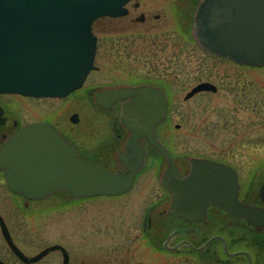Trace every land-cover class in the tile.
Instances as JSON below:
<instances>
[{"label":"water","instance_id":"water-1","mask_svg":"<svg viewBox=\"0 0 264 264\" xmlns=\"http://www.w3.org/2000/svg\"><path fill=\"white\" fill-rule=\"evenodd\" d=\"M127 1L0 0V92L60 97L79 88L94 67L93 20L125 14ZM192 34L209 53L239 65L264 66V0H198ZM215 90L214 84L201 82L185 98ZM119 100H125L119 120L130 131L126 151L118 154L124 170L109 171L89 162L51 124L35 122L9 134L0 146V169L8 188L29 199L60 189L72 197L124 193L144 163L139 142L142 137L167 159L161 182L170 193V213L186 219L201 218L207 206L214 205L254 225H264V209L237 198V176L229 165L190 157L189 170L181 175L170 152L154 134L167 108L162 90L140 84L93 93L95 105L104 109ZM258 192L264 202V184ZM0 224L6 235L1 218ZM10 246L26 260L14 245Z\"/></svg>","mask_w":264,"mask_h":264},{"label":"rangeland","instance_id":"rangeland-1","mask_svg":"<svg viewBox=\"0 0 264 264\" xmlns=\"http://www.w3.org/2000/svg\"><path fill=\"white\" fill-rule=\"evenodd\" d=\"M139 1L153 4L154 12L166 14V17L178 16L179 24L173 20L176 26L164 25L162 32L165 48L161 81L171 104L168 123L163 124L164 133H160V138L175 155L204 156L232 163L243 178L264 163V66L238 65L200 48L192 34L196 0ZM113 23L107 17L93 23V32L100 41L99 55L95 58L97 67L79 89L62 98L1 94L0 100L9 114L16 113L22 124L45 119L61 124L72 112H79L81 123L72 129L84 131L85 138L81 136L79 140L85 141L87 147L98 145L96 136L101 132L110 133L108 121L116 112L96 107L90 98L79 103L76 100L93 86L104 87L113 85L114 80H126L124 63L115 64L109 54L110 39L115 33H140L143 28L139 25L126 29L122 21L114 26ZM115 28L124 30L117 32ZM174 48L178 50L176 55ZM141 65L142 60L128 72L129 79L144 81L146 68ZM200 81L213 83L216 91L197 93L186 99V93ZM157 172V164L149 161L129 193L79 201H70L60 194L44 201H22L12 198L3 185L0 187V212L15 233L19 232V241L24 242L29 251L33 249L27 237L30 228L35 231L34 249L54 242H77L82 236L90 241L97 236L100 239L94 241L126 240L127 230L135 226L133 219H138L144 206L160 193ZM135 233L132 230L129 236L134 237Z\"/></svg>","mask_w":264,"mask_h":264},{"label":"flooded vegetation","instance_id":"flooded-vegetation-1","mask_svg":"<svg viewBox=\"0 0 264 264\" xmlns=\"http://www.w3.org/2000/svg\"><path fill=\"white\" fill-rule=\"evenodd\" d=\"M125 7L127 11L124 16L105 17L115 22L113 26L118 21L124 22L126 29H133L139 25L142 27L143 25L140 33H115L110 39L109 46L111 49L109 50V54L112 55L111 58H113L115 64L122 65L124 63L126 67L124 79L126 80H114L113 85L111 83V85L104 87L93 86L88 89L85 95L80 96L76 102L79 103L90 98L94 103L93 93L95 91L123 85L134 86L144 84L162 90L168 101L167 111L165 117L154 127V134L169 150L181 175H185L190 167L188 163L190 157L185 158L184 156L173 154L170 147L160 138V133H164L163 128L165 126L163 124L168 123V111L171 104L170 95L164 89L161 81L164 78L161 70L165 48L162 32L164 25H175L174 21H176L178 16L166 17V14L154 12L153 4L141 3L139 0H129ZM178 24V21H176V25ZM122 30L115 28L117 32ZM99 45L100 41L96 35L95 58L99 55ZM172 50L174 55H176L178 50L176 48ZM140 60H142L141 67L146 68V76L144 75V81H132L128 77V72ZM202 92L207 91H199L193 95ZM24 97L28 98V96ZM123 101L125 100L114 102L109 109L96 106L105 111H115L116 115L108 121L110 122V133L102 134L103 132H101L96 136L98 137L96 142L98 145L94 144L87 147L85 141L79 140L81 136L85 138L84 131L75 132L72 129L81 123L79 112H72L70 114H75V122L71 121L69 115L67 120L65 119L61 124L47 119L22 124L19 117H17L18 115L13 113L16 115L11 116L5 103L0 100V145L9 134L20 127L34 122H48L60 135L69 141L76 153L84 159L109 171L124 170L125 167L119 161L118 154L119 152L126 151L125 143L130 135V131L119 120V110ZM175 127L178 128L179 125L175 124ZM139 142L144 150L143 166L135 173L131 188L117 195L72 197L66 191L60 189L43 198L29 199L7 187L4 171L0 169V187L4 185L12 198L22 199V201H44L59 194L67 197L70 201L119 197L129 193L133 189L137 176L149 161L157 164L159 170V173L157 172V181L160 186L158 197L150 204L144 206L138 219H133L136 222L132 229L136 231L135 236H129L132 232L131 229H128L127 232L122 230L128 234L124 237L126 240L94 241L95 238L100 239L97 236L93 237V241H90L91 239L82 236L80 241L77 242H54L34 249L35 231L34 228H30L31 231L27 237L33 249L29 251L25 247V243L19 241V232L15 233L14 229L9 226L6 218L0 212V218L7 231L6 236L0 224V262L2 264H264V225H254L244 218L230 215L222 208L214 205H208L204 216L201 218L186 219L170 213L168 210L171 202L170 193L161 182V174L168 165L167 159L164 155L157 152L144 138H139ZM213 160L227 164L235 170L238 183L237 198L241 202L264 209V202L258 192L259 187L264 184V163L255 167L242 178L241 173L234 164L218 159ZM105 232L109 233L108 229ZM10 244L21 251L26 260L21 259L13 251ZM49 247L53 248L39 255Z\"/></svg>","mask_w":264,"mask_h":264}]
</instances>
